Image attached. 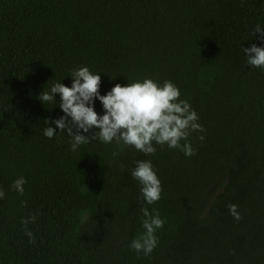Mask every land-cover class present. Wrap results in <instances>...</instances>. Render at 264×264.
<instances>
[{"label": "trees", "instance_id": "16d2710c", "mask_svg": "<svg viewBox=\"0 0 264 264\" xmlns=\"http://www.w3.org/2000/svg\"><path fill=\"white\" fill-rule=\"evenodd\" d=\"M257 24L264 0H0V264H264V68L241 51L264 46ZM80 66L100 75L101 95L172 81L205 129L191 134L196 154L115 141L70 151L67 133L45 137L63 113L59 94L38 96L70 87ZM94 109L103 114L99 100ZM137 160L161 181L153 205L131 176ZM21 176L23 196L11 188ZM142 206L165 221L148 256L129 246L144 232Z\"/></svg>", "mask_w": 264, "mask_h": 264}, {"label": "clouds", "instance_id": "9594fccd", "mask_svg": "<svg viewBox=\"0 0 264 264\" xmlns=\"http://www.w3.org/2000/svg\"><path fill=\"white\" fill-rule=\"evenodd\" d=\"M252 31L257 34L255 38L264 45V27L257 24ZM241 51L248 66L264 68V46L252 43ZM70 77V87L58 81L38 96L42 104H55V94H59V108L63 113L50 121L55 128L47 126L43 130L45 137L51 139L57 134V129L58 133H67L71 138L70 151H77L79 146L89 144L90 141L105 144L115 141L119 150L130 146L145 155H154L156 145L178 149L187 157L196 154L190 140L191 134L203 133L205 129L198 122L199 116L190 103L180 99V90L172 81L165 80L161 85L151 78H145L125 86L117 83L101 95V77L98 73L91 72L87 66L72 70ZM96 100L102 104V115L94 109ZM47 122L49 125V121ZM197 139L203 141L204 136L200 135ZM113 155H119V151ZM130 173L141 185L140 192L145 205H153L161 199V181L151 160H137ZM25 183V178L21 176L13 182L11 188L23 196ZM4 196V190L0 189V199ZM21 205L26 206V201H21ZM227 207L234 220L242 218L238 205L228 204ZM140 211L144 232L133 239L129 246L138 256L140 253L148 256L157 247L156 231L163 228L165 221L156 208L150 211L149 207L142 206ZM35 220V215H32L23 219L22 223L28 225ZM25 235L30 244L35 242L33 233L27 228Z\"/></svg>", "mask_w": 264, "mask_h": 264}]
</instances>
